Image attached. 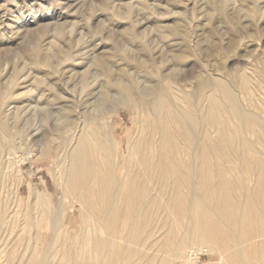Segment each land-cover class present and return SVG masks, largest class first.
<instances>
[{
  "label": "rangeland",
  "instance_id": "rangeland-1",
  "mask_svg": "<svg viewBox=\"0 0 264 264\" xmlns=\"http://www.w3.org/2000/svg\"><path fill=\"white\" fill-rule=\"evenodd\" d=\"M100 56L105 70L93 62ZM109 75L128 96L110 84L111 98L93 101ZM152 82L167 87V109L181 116L184 178L166 169L163 184L148 169L115 237L106 214L127 201L128 143L138 127L164 128L148 103L130 106ZM86 108L117 154L109 197L103 185L98 197L94 184L66 186L69 151L94 122L80 115ZM0 119V264H264V0H0ZM203 217L216 223L210 243L196 239Z\"/></svg>",
  "mask_w": 264,
  "mask_h": 264
},
{
  "label": "bare ground",
  "instance_id": "bare-ground-1",
  "mask_svg": "<svg viewBox=\"0 0 264 264\" xmlns=\"http://www.w3.org/2000/svg\"><path fill=\"white\" fill-rule=\"evenodd\" d=\"M102 4V3H101ZM137 9V8H136ZM150 9V8H149ZM142 20V19H141ZM106 56V55H105ZM102 56L96 58L93 62L95 63V66L96 68H99L101 70H105L104 68V63H103V60L101 59ZM103 58V57H102ZM117 59V58H116ZM119 61V60H118ZM87 65V64H86ZM118 70H119V67H117ZM99 71V70H98ZM119 72V71H118ZM105 73V72H103ZM108 74V73H106ZM92 75H96L95 74V71H93L91 74ZM103 75V74H102ZM109 77H111L109 75ZM246 77V76H244ZM247 78V77H246ZM81 79V78H80ZM99 79V77H98ZM113 79V80H112ZM119 79L118 78H112L111 79H106V81L102 80L103 83H100V91L99 89L97 90L99 93V96H97L96 98H93V101L96 99L97 101L99 99L102 100V102H105L107 101L109 98H111V95H113L114 93H112L111 91H109L110 89H112L110 86V84H113L115 87H118L122 93H126V95L128 96L127 92H129L128 90H126V83L125 84H120L118 83ZM82 81V80H81ZM205 81H203L202 78H199L198 79V85L200 87H204ZM35 83V82H34ZM79 83V82H78ZM122 83V82H121ZM39 84V83H37ZM75 85V84H74ZM49 86V85H48ZM129 86V85H128ZM131 86V85H130ZM36 87V86H34ZM33 87V89H34ZM98 87V86H97ZM54 88V87H53ZM96 88V87H95ZM130 88V87H129ZM204 89V88H203ZM254 89V88H253ZM113 90V89H112ZM119 90V91H120ZM226 93H228L227 89H224ZM40 91V90H39ZM38 91V93H39ZM96 91V93H97ZM115 91H117L115 89ZM120 91V93H121ZM125 91V92H124ZM41 92V91H40ZM80 93V92H79ZM58 94V93H57ZM71 94V93H70ZM167 87L159 82H152V84L149 86V88L147 89V92L145 94H142L138 99H130V106L131 108H134V107H138L139 105L140 106H144V104L148 103V106H150V110L152 111L155 119L154 121H156V112L160 113V121H162L164 124V128L161 130V132H159L158 128L156 130H154L153 127H151V132H149V134L147 135V133H145L143 130V128L139 130H137V135H136V138L135 139H131V141H129L128 143V147H129V150L131 153H133L134 156L130 155L131 157H133V161H132V165L128 168V170H126V174H127V180H126V188H127V191L126 193H124L122 195V198H124V200H127L125 203H124V200H123V205L122 206H118V205H114L115 207V210L114 212H109V214H106L107 216H109V221L110 223L113 222V225L112 228L110 230L107 229L108 232L111 233V235H114L115 237H119V232H120V229H123L121 228L122 227V223H123V220L126 219L125 216L128 215L131 211L133 212L134 211V205H135V201L138 200V197H140L141 195H143V190H142V186H140L141 184V180H145L147 181L146 179V175L147 172H149L148 169L152 168H156L157 169V172H156V178L158 181L162 182L164 180V178L166 179V177L164 176V174L166 173L165 170L167 169V172H169L170 174L171 173H174V174H177V177H178V180L177 182H182L183 181V178L184 176L181 174L180 172V169L182 168V160L180 158L177 157V153L180 152V149L179 148V143L182 141H184L185 143H187V137H186V133L185 131L183 130L182 128V121H181V116H173L167 109V105H166V101L164 100V97L167 95ZM72 95V94H71ZM79 95V94H78ZM94 95V93H93ZM122 95V94H121ZM38 96V95H37ZM84 96V95H83ZM86 96V94H85ZM84 96V97H85ZM39 97L38 96V100H39ZM74 97V96H72ZM61 99H65V97H62L60 95ZM77 98V97H76ZM53 99V98H52ZM55 99V98H54ZM85 99V98H83ZM40 101L45 105H47L48 103H50L51 99H49L48 95L47 96H42L40 98ZM64 102V101H63ZM66 102V100H65ZM90 102V101H89ZM101 102V101H100ZM60 104V103H59ZM73 104V103H72ZM83 104V103H82ZM64 105V104H62ZM88 105V104H87ZM24 106V105H23ZM88 107V106H87ZM232 108H233V111L235 112V114L237 115H241L239 114L240 112V109L237 105H235L233 102H232ZM58 109V108H57ZM94 109V108H93ZM212 112L213 113H216V111H219L218 113H216V117H219V119L217 120H220L221 123L224 125V120H225V117H223L224 113H223V108L220 107V104L217 103L215 100L214 102L212 103ZM18 110V109H17ZM66 110H70L69 108L66 109ZM83 114H80L83 116V118H87L89 117L88 119H91L94 121L93 117H94V112H91L90 114L92 115H88V110L87 108L82 111ZM81 112V113H82ZM211 113V111H210ZM162 114V115H161ZM175 114V113H174ZM178 114V113H177ZM188 114V113H187ZM187 114L185 113V115L187 116ZM171 115L172 118H169ZM214 115V114H212ZM149 116V115H148ZM185 116V117H186ZM189 116V115H188ZM187 116V117H188ZM243 116V115H241ZM240 116V117H241ZM214 117V116H212ZM44 118V117H43ZM145 118V117H143ZM190 118V117H189ZM241 118H244L245 119V116L241 117ZM249 116H248V120H249ZM47 119V118H46ZM96 119V118H95ZM184 119V118H183ZM193 119V118H190V120ZM243 119V120H244ZM246 119V120H247ZM3 119H0V128L3 129ZM85 120V119H84ZM159 120V118H158ZM247 120V122H248ZM17 121V120H16ZM159 121V122H160ZM187 121V120H186ZM192 121V120H191ZM211 121V120H210ZM250 121H252L250 119ZM96 121H94L93 123L91 122L90 123H87L88 126L87 127H84L82 130H81V133L79 134V136L77 137L76 139V144H74V147L69 151V155H68V161H69V169L68 171L66 172V186H79L81 187L83 190L87 191L88 192V184H94L95 187H98V189H95V187H92L91 188V194H92V197L95 196V197H98L99 195H104L109 197L110 193L111 192V189L113 187V184L115 183V181L117 182V178H116V174H115V171H114V167L111 165L112 161L114 162L115 161V155L117 154H112L114 156H112V158H114L113 160H110L111 157L110 154L108 151H111L112 149L110 148V145L107 141V139L109 137H106V134H105V137L103 138L102 134L104 135L103 132V129L101 131V128L99 124L95 123ZM143 122H145L143 120ZM157 122V121H156ZM157 122V123H159ZM170 122V123H169ZM185 122V120H184ZM218 122V121H217ZM186 123V122H185ZM190 123H193V122H190ZM211 123V122H210ZM6 124V123H5ZM15 124V123H14ZM145 124V123H144ZM143 124V125H144ZM147 124V123H146ZM150 124V122H149ZM153 124V119H152V123ZM150 124V126H151ZM189 124V122H188ZM186 123V125H188ZM86 125V124H85ZM149 126V125H148ZM158 126V125H157ZM160 126V124H159ZM158 126V127H159ZM162 126V127H163ZM176 126H178L176 128ZM3 127V128H2ZM143 127V126H142ZM188 127V126H187ZM186 127V128H187ZM193 127V126H192ZM147 128V126H146ZM180 128L182 130H180ZM185 128V127H184ZM189 128V127H188ZM48 130V129H47ZM147 130V129H146ZM147 132V131H146ZM155 135V137L152 138V136ZM157 136V138H156ZM188 136V135H187ZM206 138V137H205ZM219 138V137H218ZM8 139V138H7ZM130 139V138H129ZM154 139V140H153ZM122 140V139H121ZM1 141V140H0ZM3 142V141H2ZM110 142V141H109ZM210 140H206L204 143L205 145L203 144V156H202V162L204 165H206L207 163V150H209V146H210ZM117 143L119 144L120 143V140L117 141ZM203 143V142H202ZM0 144H2L0 142ZM6 144V143H5ZM66 144V143H65ZM217 144V143H216ZM188 145V143H187ZM218 145V144H217ZM111 149V150H110ZM93 150L95 152H93ZM116 151V150H115ZM210 151V150H209ZM177 152V153H176ZM183 152V151H182ZM192 152V151H191ZM213 152V151H212ZM211 152V153H212ZM151 153L155 154L156 155V158H153L151 155ZM210 153V152H209ZM210 153V154H211ZM193 154V153H192ZM209 156V154H207ZM181 156V155H180ZM123 157V156H122ZM211 157V156H210ZM237 158V157H236ZM191 159V158H190ZM209 159V158H208ZM116 160H117V157H116ZM128 160V159H127ZM188 160V159H187ZM192 160V159H191ZM212 160V159H211ZM65 163V162H64ZM117 163V162H116ZM199 163V161H198ZM115 164V163H113ZM188 164V163H187ZM191 164V162H190ZM193 164V162H192ZM208 164V163H207ZM117 166V165H116ZM181 166V168H180ZM188 166V165H187ZM192 167V165H191ZM204 167V166H202ZM188 168V167H187ZM65 169V168H64ZM124 169V168H123ZM66 170V169H65ZM189 170V169H188ZM204 170V168H203ZM264 170V169H263ZM151 171V170H150ZM65 172V171H64ZM192 172V171H191ZM204 172V171H203ZM123 173V172H122ZM122 173H121V176H122ZM188 173V172H186ZM241 173V172H240ZM150 175H152V172L151 173H148ZM189 174V173H188ZM192 174V173H191ZM168 175V174H167ZM166 175V176H167ZM173 175V174H172ZM120 176V175H119ZM191 176V175H190ZM263 178H264V174L262 175ZM261 176V177H262ZM143 177V178H142ZM204 179H205V176H203ZM174 178V177H173ZM190 178V177H189ZM193 178V177H192ZM150 179H152L150 177ZM191 179V178H190ZM189 179V180H190ZM262 179V178H261ZM121 180V179H120ZM153 180V179H152ZM150 181V180H149ZM205 181V180H204ZM203 181V182H204ZM152 182V181H151ZM168 182V181H167ZM145 183V182H144ZM163 183V182H162ZM166 183V182H165ZM164 184V183H163ZM263 184V183H261ZM100 185H103L105 188L103 191V193L100 192V188L99 186ZM204 187H206V184L204 183ZM116 186V185H115ZM114 186V187H115ZM146 186V185H145ZM222 186V185H221ZM263 186V185H262ZM192 187V186H190ZM195 186H193L194 188ZM264 187V186H263ZM67 188V187H66ZM258 188V187H257ZM75 189V187H74ZM115 189V188H114ZM112 189V190H114ZM191 189V188H190ZM207 189V188H205ZM259 189V188H258ZM208 190V189H207ZM210 190V189H209ZM261 190V189H260ZM145 191V190H144ZM195 191V190H194ZM198 191V190H197ZM189 192V191H188ZM187 192V193H188ZM191 192V190H190ZM206 192V190H205ZM215 192V191H214ZM213 192V193H214ZM262 192V191H261ZM79 193V192H77ZM86 193V192H84ZM208 193V192H207ZM209 193L211 194V192L209 191ZM39 193L35 192L34 190V199H39ZM80 194V193H79ZM87 194V193H86ZM215 194V193H214ZM113 195V193H112ZM198 196H201V195H198ZM79 197H81V195H79ZM103 197V196H102ZM208 197V196H207ZM100 198V197H99ZM183 198V197H182ZM258 198V197H257ZM97 199V198H95ZM111 199V197H110ZM119 199V198H118ZM159 199V200H158ZM105 199L104 198V203L106 204L105 202ZM109 200V199H108ZM151 200V199H150ZM189 200V198H188ZM201 200V199H200ZM257 200V199H256ZM262 200V199H261ZM37 201V200H36ZM40 201H42V199L40 198ZM83 201V200H82ZM87 201V199H86ZM130 201V203H129ZM217 201V200H216ZM39 202V201H38ZM37 202V203H38ZM138 202V201H137ZM122 203V202H121ZM155 203V202H154ZM156 203H160V195H157V199H156ZM206 203V202H205ZM41 204V203H40ZM110 204V203H109ZM139 205V203H138ZM159 205V204H158ZM220 205V204H219ZM109 206V205H108ZM143 206V205H142ZM227 206V204H226ZM230 206V205H229ZM138 207V206H137ZM257 207V206H256ZM260 207V206H259ZM143 208V207H142ZM141 208V209H142ZM162 208V206H161ZM202 208V207H201ZM230 208V207H229ZM228 208V209H229ZM232 208V207H231ZM234 208V207H233ZM113 209V208H112ZM146 209H144L145 211ZM160 210V209H159ZM168 210V209H167ZM233 210V209H232ZM231 209H229V216H232L233 215V212L235 211H232ZM237 210V209H236ZM261 210V209H260ZM143 211V210H142ZM143 211V212H144ZM183 212V211H182ZM224 212V211H223ZM261 212V211H260ZM105 213V212H104ZM111 213V214H110ZM134 213V212H133ZM132 213V214H133ZM142 213V212H141ZM146 213V212H145ZM200 213V212H199ZM225 213V212H224ZM255 213V212H254ZM235 214V213H234ZM257 214V213H256ZM105 215V216H106ZM135 215V214H134ZM142 215V214H141ZM149 215V214H148ZM199 215V214H198ZM227 215V214H226ZM253 215V214H252ZM122 216V218L120 219V217ZM129 216V215H128ZM208 216V215H206ZM218 216V215H217ZM254 216V215H253ZM262 216V214H261ZM131 217V216H130ZM129 217V218H130ZM139 217V216H138ZM255 218V217H254ZM139 219V218H138ZM197 219V218H196ZM208 219V220H207ZM210 218H201L199 221H197L198 223V226H199V229H198V233L196 234V239L198 241L199 240H203V243L204 241H206L207 243L211 242L210 239L211 238H214V234L212 231H214L216 234L218 233V231L216 230H213L212 228V225H215L211 220H209ZM220 219V217L218 218ZM236 219V218H235ZM246 219V218H245ZM175 220V219H174ZM213 220V219H212ZM237 220V219H236ZM256 220V219H255ZM259 220V218H258ZM257 220V221H258ZM132 221V220H131ZM222 221V220H220ZM246 221V220H245ZM55 222V221H54ZM128 222V221H127ZM194 222V221H193ZM191 221V224L193 223ZM224 222V221H222ZM238 222V221H237ZM255 222V221H254ZM262 222V221H261ZM260 222V224H261ZM177 223V222H176ZM196 223V222H195ZM221 223V222H220ZM236 223V222H235ZM264 223V219H263V222ZM108 224V223H107ZM134 224V223H133ZM194 224V223H193ZM255 224V223H254ZM126 225V224H125ZM139 225H141L139 223ZM195 225V224H194ZM127 226V225H126ZM125 226V227H126ZM131 226V224H130ZM134 226V225H133ZM132 226V228H133ZM176 226V224H175ZM178 226H179V223H178ZM192 226V225H191ZM210 226V227H209ZM262 226V225H261ZM107 227V226H106ZM129 227V226H128ZM194 227V226H193ZM131 228V227H130ZM139 228V226L137 227ZM141 228V227H140ZM173 228H174V225H173ZM195 228V227H194ZM228 228H231V227H228ZM128 229V228H127ZM210 229V230H209ZM131 230V229H130ZM129 230V231H130ZM135 231V229H133ZM140 230V229H139ZM196 230V228L194 229V231ZM232 230V228H231ZM132 231V232H134ZM212 232V233H211ZM130 233V232H129ZM253 233V232H252ZM105 234V233H104ZM133 234V233H132ZM244 234V233H243ZM113 236V237H114ZM185 236V235H184ZM213 236V237H212ZM114 237V238H115ZM195 237V236H194ZM253 237V236H252ZM98 238V237H97ZM195 239V238H194ZM218 240V239H216ZM228 240V239H227ZM105 241V240H104ZM226 241V240H225ZM96 245L99 246V245H102V238H98V240L95 241ZM228 242V241H226ZM209 245H207L208 247ZM263 246V245H262ZM98 249V248H97ZM118 253V252H117ZM116 253V250H114L112 252V256H116L117 255ZM91 254V253H90ZM247 257V256H246ZM240 258V257H239Z\"/></svg>",
  "mask_w": 264,
  "mask_h": 264
}]
</instances>
